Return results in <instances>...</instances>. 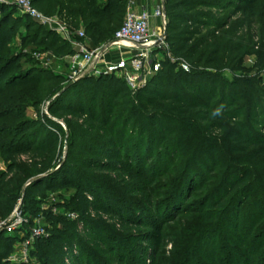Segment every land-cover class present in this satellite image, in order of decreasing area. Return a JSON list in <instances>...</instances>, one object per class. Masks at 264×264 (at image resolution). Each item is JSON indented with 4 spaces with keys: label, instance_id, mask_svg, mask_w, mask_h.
Returning <instances> with one entry per match:
<instances>
[{
    "label": "trees",
    "instance_id": "obj_1",
    "mask_svg": "<svg viewBox=\"0 0 264 264\" xmlns=\"http://www.w3.org/2000/svg\"><path fill=\"white\" fill-rule=\"evenodd\" d=\"M32 2L83 30L73 40L90 47L113 39L129 4ZM165 7L177 61L164 53L137 89L109 73L70 86L45 66L8 75L13 32L0 31V223L17 207L30 213L41 194L75 190L64 213L46 212L47 233L30 252L37 262L25 264H146L169 244L165 264H264V0ZM26 27L32 49L74 53L29 16ZM11 238L0 233V264ZM129 242L148 246L136 259Z\"/></svg>",
    "mask_w": 264,
    "mask_h": 264
},
{
    "label": "built area",
    "instance_id": "obj_2",
    "mask_svg": "<svg viewBox=\"0 0 264 264\" xmlns=\"http://www.w3.org/2000/svg\"><path fill=\"white\" fill-rule=\"evenodd\" d=\"M165 2L166 0H159L152 13L146 9L139 10L135 8L133 2H130L122 25L108 43L98 47H90L81 41H76L77 47L74 53L64 56L71 67V79L78 81L84 77L98 76L100 73L106 72L126 79L128 83L137 88V86L142 87L147 83V79L142 76V70L152 51H162L173 62H176L177 59L171 54L167 42ZM16 3L27 16L69 41H72L75 36L85 37L83 30H73L57 16H49L43 13L33 4L32 0H16ZM153 18L158 19L159 23L155 24ZM111 50L118 51L119 56L110 61L107 59V53ZM248 61L253 63L254 58L251 57ZM181 65L188 67L186 62ZM69 216L71 218L76 217L74 214ZM8 221L7 219L2 222L1 226L4 225L8 229L17 227L18 223L8 225ZM23 221L26 220L23 219ZM46 233L45 227H31L26 233L23 246L26 262H29V247H32L36 238L44 236Z\"/></svg>",
    "mask_w": 264,
    "mask_h": 264
},
{
    "label": "rangeland",
    "instance_id": "obj_3",
    "mask_svg": "<svg viewBox=\"0 0 264 264\" xmlns=\"http://www.w3.org/2000/svg\"><path fill=\"white\" fill-rule=\"evenodd\" d=\"M224 15V14H223ZM240 16H235L232 18V21H236ZM28 16L20 9L17 5L16 0H0V31L4 28L8 31L12 30V40L9 44V56L15 57L17 65L8 70V75H24L26 72L30 71L33 67L45 66L52 69L56 73H62L67 78L68 85L71 83H76L77 81L72 80V71L69 63L63 57H56L55 55L50 54L48 51L43 49H32L28 45H25V39L28 35L26 22ZM122 24V23H121ZM120 24V25H121ZM3 38V37H2ZM116 50H111L107 53L108 60H115L114 53ZM165 58L164 52L162 51H152L142 70V76L148 81L157 75L161 68L160 61ZM250 64L249 61L246 63ZM242 73V71H237ZM103 73H100V77ZM232 77L233 72H228ZM113 74V73H109ZM95 76V77H98ZM79 81V80H78ZM128 83V82H127ZM146 83V84H147ZM145 84V85H146ZM132 89L140 88L139 86L133 87L132 84L128 83ZM143 87V86H142ZM32 109L29 110L28 115L33 116L31 113ZM158 147L155 148L157 152ZM6 169V162L0 157V171ZM74 189H58L51 191L45 194H41V201L38 204H35L33 210L30 213L23 214L20 210V207H17V211L11 214L8 218V225L11 223H18L16 228L8 229L6 226L0 223V233L10 235L12 250L3 254L2 263L3 264H25L27 263L24 260L25 254L23 251L24 246V227H45L46 228V212H51L53 214L64 213L63 209L59 206L65 202L66 199L70 198L74 194ZM70 215V214H69ZM25 219L26 221H23ZM21 220V221H20ZM29 221V222H27ZM110 224H114V221H108ZM21 227V228H20ZM20 228V229H19ZM23 229V231H20ZM134 231V230H133ZM135 232V231H134ZM133 232V233H134ZM129 247L127 250L132 254L133 257H138V253L142 247L148 244H140L129 242ZM32 247H29L31 252ZM172 249V244H169L164 251H167V254L164 256L160 255L158 258H154L152 255L148 256L146 264H165L162 263L163 260L167 261V258L170 256L169 251ZM1 250V249H0ZM28 259L31 262L36 263L35 259H30V253L28 254ZM137 259V258H136Z\"/></svg>",
    "mask_w": 264,
    "mask_h": 264
},
{
    "label": "crops",
    "instance_id": "obj_4",
    "mask_svg": "<svg viewBox=\"0 0 264 264\" xmlns=\"http://www.w3.org/2000/svg\"><path fill=\"white\" fill-rule=\"evenodd\" d=\"M130 2H133L135 8H137V9H139V10L146 9V10H148L149 12L152 13V12L154 11V9H155L157 3L159 2V0H128V3H130ZM152 20H153V22H154L155 24H158V23H159V20L156 19V18H153ZM71 42H72L73 46H74L75 49H76V47H77V44H76V43H77V42H76L75 40H73V41H71ZM118 56H119L118 51H115V53H114V57H115V59H116ZM67 62H68V61H67Z\"/></svg>",
    "mask_w": 264,
    "mask_h": 264
},
{
    "label": "clouds",
    "instance_id": "obj_5",
    "mask_svg": "<svg viewBox=\"0 0 264 264\" xmlns=\"http://www.w3.org/2000/svg\"><path fill=\"white\" fill-rule=\"evenodd\" d=\"M220 114V109H216L214 112H213V115H219Z\"/></svg>",
    "mask_w": 264,
    "mask_h": 264
},
{
    "label": "water",
    "instance_id": "obj_6",
    "mask_svg": "<svg viewBox=\"0 0 264 264\" xmlns=\"http://www.w3.org/2000/svg\"><path fill=\"white\" fill-rule=\"evenodd\" d=\"M73 84H74V83H71L70 86L73 85Z\"/></svg>",
    "mask_w": 264,
    "mask_h": 264
}]
</instances>
